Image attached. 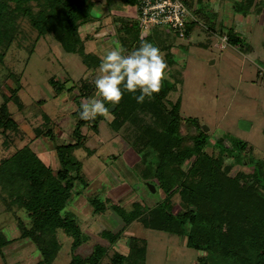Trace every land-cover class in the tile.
<instances>
[{"label": "trees", "instance_id": "1", "mask_svg": "<svg viewBox=\"0 0 264 264\" xmlns=\"http://www.w3.org/2000/svg\"><path fill=\"white\" fill-rule=\"evenodd\" d=\"M138 1L122 0L134 6ZM94 6V0H0V59L17 37L19 19L26 18L37 33L36 41L50 34L65 52L79 54L85 66L99 67L102 57L85 50V42L93 40V34L101 27L100 17L92 12ZM87 26H93L92 33L82 36L80 30ZM115 28L116 40L126 50L125 54L138 48L144 39L160 49L168 65L167 71L175 64L171 47L172 38L178 34L168 26L157 25L142 31L137 22L121 18L116 19ZM53 81L50 79L51 84ZM180 82L175 73H168L161 91L152 99L146 98L143 104L134 99L139 92L132 94L125 90L119 104L109 110L110 120L102 116L82 120L81 107L78 108L72 130L74 140L54 145L58 168L45 162L28 143L0 159L2 199L9 211L13 205L26 211L29 224L18 222L19 236L28 238L39 251L40 258L33 264H55L61 249V232L71 238V264H102L107 255L106 246L99 242L85 255L76 252L88 236L81 230L76 216L67 209L68 202L76 195L73 192L76 184L85 187L88 183L81 172V161L73 155L76 148L83 146L80 128L89 125L98 132L103 120H107L115 133L114 140L117 142L118 137L125 141L137 154V160L132 163L137 176L163 193V199L151 207L137 200L131 203L130 209L112 203L110 209L126 226L138 222L148 229L184 236L186 246L201 253L194 264H264L261 252L264 248V150L254 157L252 145L232 138L229 144L219 139L213 145L216 151L209 152L207 133L194 119L183 120L180 98L173 102L168 99ZM64 85L56 88L61 91ZM77 85L68 89L76 88L78 96L89 97L96 90L94 80L81 79ZM18 90L17 85L10 88V95L2 94L0 135L4 147L12 144L19 131L18 122L8 107L10 101L23 107ZM111 105L105 102L108 109ZM43 120L44 126L33 129L35 137L43 135L54 140L46 114ZM183 125L186 133L181 132ZM243 160L251 170L231 174L233 163H243ZM186 161H189L188 166H184ZM173 194L178 196L176 211L173 210ZM90 203L95 213L107 210L105 200L94 197ZM99 234L113 245L122 237L123 229H102ZM126 238L127 251L114 250L108 255V264H145L146 239L135 235ZM13 241L0 232L2 258V248Z\"/></svg>", "mask_w": 264, "mask_h": 264}, {"label": "rangeland", "instance_id": "2", "mask_svg": "<svg viewBox=\"0 0 264 264\" xmlns=\"http://www.w3.org/2000/svg\"><path fill=\"white\" fill-rule=\"evenodd\" d=\"M94 1L92 12L100 17L101 27L93 34V40L85 42V50L103 57L116 46V19L128 18L130 23H136L137 9L134 5L121 6L122 0ZM182 1L189 10L188 32L184 37L172 38L171 51L176 62L166 73L167 76L175 73L181 82L168 99L173 102L180 98L183 120L191 118L200 128L208 127L204 132L209 137V152L216 151L213 145L219 139L229 144L236 138L252 145V155L258 156L264 150V0ZM92 30L93 26L81 28V35ZM36 35L27 19L20 18L17 37L0 59V104L2 94L10 95V88L17 85L19 101L23 104L19 108L13 101L8 103L19 131L9 147L3 146L0 135V159L28 143L45 162L58 168L54 145L74 140L76 111L96 91L82 97L76 88H68L77 87L81 79L95 80L99 67L85 66L79 54L65 52L50 34L37 41ZM223 35L236 40L223 41ZM50 79L54 80L53 84ZM62 83L65 88L59 91L56 86ZM44 114L49 117L47 126L52 127L54 140L43 135L35 137L33 129L44 126ZM107 119H111L109 114ZM80 132L83 146L76 148L73 155L81 161V172L88 183L85 187L76 184L73 190L76 195L68 202L67 209L76 216L88 240L76 252L85 255L96 242L102 243L107 248L102 264H108V255L114 250L125 253L126 237L135 235L147 241L145 264H194L201 253L187 247L184 236L148 229L138 222L126 226L110 209L112 203L130 209L136 200L151 207L163 199L161 190L151 192L149 181L138 177L132 169L137 154L125 141L118 137L117 142L114 140L115 133L107 120L99 123L98 132L89 125L81 127ZM181 132H187L184 125ZM121 133H124L122 129ZM188 164L186 161L184 166ZM238 170L248 172L251 167L243 160L233 163L230 173ZM1 194L0 232L14 241L2 248L4 258L0 256V264H33L40 253L28 238L19 236L18 222L29 224L26 211L17 205L12 206V211L7 210ZM94 197L105 200V212L93 211L90 200ZM172 204L174 211L179 209L176 194L172 195ZM102 229H123V235L110 245L101 238ZM59 240L61 249L54 263L71 264V238L61 232Z\"/></svg>", "mask_w": 264, "mask_h": 264}, {"label": "clouds", "instance_id": "3", "mask_svg": "<svg viewBox=\"0 0 264 264\" xmlns=\"http://www.w3.org/2000/svg\"><path fill=\"white\" fill-rule=\"evenodd\" d=\"M125 51L116 41V46L102 57L94 80L96 91L92 98L82 101L80 119L107 118L109 109L105 102L119 104L125 90L132 94L140 93L134 95L138 104H143L146 98L152 99L161 91L168 65L160 49L141 39L138 48L128 54Z\"/></svg>", "mask_w": 264, "mask_h": 264}, {"label": "built area", "instance_id": "4", "mask_svg": "<svg viewBox=\"0 0 264 264\" xmlns=\"http://www.w3.org/2000/svg\"><path fill=\"white\" fill-rule=\"evenodd\" d=\"M136 9L137 23L142 31L165 25L179 37L185 36L189 10L182 0H139ZM222 40L227 41V36L223 35Z\"/></svg>", "mask_w": 264, "mask_h": 264}, {"label": "water", "instance_id": "5", "mask_svg": "<svg viewBox=\"0 0 264 264\" xmlns=\"http://www.w3.org/2000/svg\"><path fill=\"white\" fill-rule=\"evenodd\" d=\"M113 108H114V105H111V106L109 107V110L111 111V110H113ZM201 128H202L204 131H206L208 127L205 126V125H201ZM147 186H148V188L150 189L151 192H154V191H155V186H154V184L148 182V183H147ZM261 252L264 253V248L261 250Z\"/></svg>", "mask_w": 264, "mask_h": 264}, {"label": "crops", "instance_id": "6", "mask_svg": "<svg viewBox=\"0 0 264 264\" xmlns=\"http://www.w3.org/2000/svg\"><path fill=\"white\" fill-rule=\"evenodd\" d=\"M124 5V3H121V6Z\"/></svg>", "mask_w": 264, "mask_h": 264}]
</instances>
